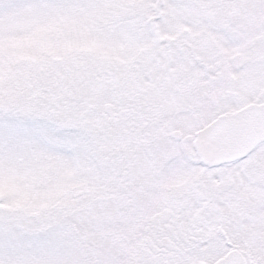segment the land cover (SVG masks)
<instances>
[{
	"label": "snow or ice",
	"instance_id": "snow-or-ice-1",
	"mask_svg": "<svg viewBox=\"0 0 264 264\" xmlns=\"http://www.w3.org/2000/svg\"><path fill=\"white\" fill-rule=\"evenodd\" d=\"M0 264H264V0H0Z\"/></svg>",
	"mask_w": 264,
	"mask_h": 264
}]
</instances>
